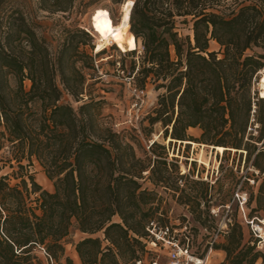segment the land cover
I'll use <instances>...</instances> for the list:
<instances>
[{
    "label": "trees",
    "instance_id": "16d2710c",
    "mask_svg": "<svg viewBox=\"0 0 264 264\" xmlns=\"http://www.w3.org/2000/svg\"><path fill=\"white\" fill-rule=\"evenodd\" d=\"M25 1L0 0V149L19 178L12 185L8 174L0 175V264H45L39 252L46 264H136L145 257L146 226L156 219L158 200L144 179L179 193L178 200L197 210L198 221H204L202 211L208 213L212 186L194 180L180 186L184 176L176 159L168 160L165 145L153 139L145 150L137 139L126 140L103 115L104 96L87 92L86 71L108 44L130 57L126 72L137 69L135 87L144 90L150 79L163 89L146 118L161 124L166 142H203L219 154L246 150V162L259 174L247 192V216L264 218V148L253 145L264 143V87L261 96L252 95L264 68V0L228 14L214 11L219 0H110L124 2L121 25L94 55L90 32L76 24H64L55 44L39 34ZM74 2L37 0V7L65 13ZM177 17H190L189 33L180 35ZM189 128H199L200 136L188 134ZM24 160L40 165L51 190L32 174H18ZM72 226L83 233L72 243L78 262L65 254ZM245 237L234 216L211 245L224 252L222 264H255L259 258L264 264L259 238Z\"/></svg>",
    "mask_w": 264,
    "mask_h": 264
},
{
    "label": "rangeland",
    "instance_id": "374dc122",
    "mask_svg": "<svg viewBox=\"0 0 264 264\" xmlns=\"http://www.w3.org/2000/svg\"><path fill=\"white\" fill-rule=\"evenodd\" d=\"M251 1L254 0H219L214 11L228 14L235 11L241 4H248ZM122 4L117 6L110 0H75L73 7L68 12L61 13L40 10L37 7V0H26L24 9L29 17L38 24V33L51 41L52 44H55L60 37L61 28L64 24H76L87 29L94 44L92 50V55H94L95 52L100 51L111 33H115L111 32V29L120 27ZM108 9L112 11L115 20H112ZM182 20V18L177 17L176 26L180 35H185L190 32V17H187L186 22ZM104 21L107 23L105 27L104 24H101ZM210 48L216 50L218 46L215 42H211ZM253 50L259 51L256 48ZM124 54L125 51L117 45L108 44L103 53L94 55V69L86 71L88 73L87 92L92 95L101 94L104 96L103 115L108 121L112 122L117 131L125 135L126 140L133 141L137 139L145 150H148V146L153 139L165 145L168 160L173 161L176 159L179 174L184 176L178 181L180 186H189V183L192 184V180L204 181L212 186L208 200V213L202 211L201 217L204 221L200 222L195 216L197 210H192L190 203L178 200L179 193H174L169 189L166 190L161 186L154 187L148 179L142 180L144 187L155 189L158 194V200L154 203L156 206L154 216L157 221L159 223H169L172 227L177 228L186 222L193 237L191 238V248L197 253H204L208 249L211 240L214 242L222 239L229 224L234 220V216L243 224L246 239L250 235L252 237L257 236L254 234L251 224L245 220L240 202L235 195L237 192L239 194L246 193L247 197V192L255 189L257 185V182L253 179L258 177L259 174L250 165V162H246V150L226 148L223 154H219L216 149L212 148V145L203 142L194 141L197 143L195 146L193 144H181L178 141H173L171 144L166 142L162 136L161 124L151 125L146 118V116L152 114L156 105L157 94L161 93L163 89L156 90L154 83L148 79L143 93L136 94L134 92L133 76L137 69L131 76L128 75L126 69L130 65L131 59ZM28 84L29 82L26 81L27 86ZM260 87H264V75L258 72L252 86V95L255 91L260 95ZM64 99L69 100L70 97L65 94ZM73 104L77 106L78 102H73ZM187 132L198 138L201 130L199 128H189ZM253 145H255V150L264 148L262 142H254ZM6 156V150L0 149V175L8 174V181L13 185L19 182V178L12 176L13 169L9 167ZM190 157L193 160H190ZM22 163L25 165V169L21 171L16 167L15 170L18 171V174H32L35 181L43 188L52 189L50 181L35 160L30 165H27L26 160ZM12 164H14V161H12ZM194 187L195 190H201L202 186L195 185ZM34 196L32 195V198ZM200 207L205 208L203 200H201ZM243 209L248 219H253V223H258L264 229V224L259 220L263 218L262 216L248 217V208L245 203ZM113 218L116 219V216ZM82 235L83 233L72 226L69 234L65 237V254L69 255L75 262L79 260L72 243ZM156 248V251L145 254V260L148 261L152 257H156L158 264H168L167 250L163 245ZM256 248L264 252V246H261L258 240L256 241ZM39 253L46 264L45 257L41 252ZM223 259L224 252L222 250L214 248L211 250L209 260L212 264H222ZM260 262L261 258L255 264Z\"/></svg>",
    "mask_w": 264,
    "mask_h": 264
},
{
    "label": "built area",
    "instance_id": "2783aa9c",
    "mask_svg": "<svg viewBox=\"0 0 264 264\" xmlns=\"http://www.w3.org/2000/svg\"><path fill=\"white\" fill-rule=\"evenodd\" d=\"M134 92L136 94H142L143 90L134 87ZM235 195L240 202V207L245 220L251 224L254 234L259 237L258 242L261 243V246H264L263 226H260L258 223H253V219H248L243 209V204L247 199L246 193L239 194L237 192ZM259 220L264 224L263 218ZM146 229L148 230V236L145 239L147 249L146 253L156 251V247L159 248L163 245L167 250L168 264H212L209 257L212 250L211 245L213 240L210 241L208 249L204 253L197 254L191 248L189 228L186 222L182 223L177 228L172 227L169 223H159L153 218L148 222ZM143 263L158 264L156 257H152L148 261H146L145 258L136 260V264Z\"/></svg>",
    "mask_w": 264,
    "mask_h": 264
},
{
    "label": "bare ground",
    "instance_id": "6f19581e",
    "mask_svg": "<svg viewBox=\"0 0 264 264\" xmlns=\"http://www.w3.org/2000/svg\"><path fill=\"white\" fill-rule=\"evenodd\" d=\"M96 51H97V47H96ZM261 73L264 75V68L261 70Z\"/></svg>",
    "mask_w": 264,
    "mask_h": 264
},
{
    "label": "crops",
    "instance_id": "0c3cea01",
    "mask_svg": "<svg viewBox=\"0 0 264 264\" xmlns=\"http://www.w3.org/2000/svg\"><path fill=\"white\" fill-rule=\"evenodd\" d=\"M50 181V180H49ZM50 183H51V181H50ZM52 185V184H51ZM48 190H51V189H48Z\"/></svg>",
    "mask_w": 264,
    "mask_h": 264
},
{
    "label": "water",
    "instance_id": "95a60500",
    "mask_svg": "<svg viewBox=\"0 0 264 264\" xmlns=\"http://www.w3.org/2000/svg\"><path fill=\"white\" fill-rule=\"evenodd\" d=\"M171 141V140H170Z\"/></svg>",
    "mask_w": 264,
    "mask_h": 264
}]
</instances>
